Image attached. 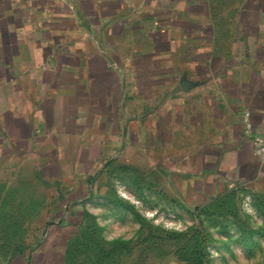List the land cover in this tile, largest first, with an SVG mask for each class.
<instances>
[{
  "label": "crops",
  "instance_id": "crops-1",
  "mask_svg": "<svg viewBox=\"0 0 264 264\" xmlns=\"http://www.w3.org/2000/svg\"><path fill=\"white\" fill-rule=\"evenodd\" d=\"M246 110L264 134V0H0V167L31 166L63 214L6 264H68L116 166L264 196Z\"/></svg>",
  "mask_w": 264,
  "mask_h": 264
},
{
  "label": "rangeland",
  "instance_id": "rangeland-1",
  "mask_svg": "<svg viewBox=\"0 0 264 264\" xmlns=\"http://www.w3.org/2000/svg\"><path fill=\"white\" fill-rule=\"evenodd\" d=\"M156 182L116 166L68 264H264V196L238 188L188 200ZM54 193L31 166L0 167V264L60 220Z\"/></svg>",
  "mask_w": 264,
  "mask_h": 264
},
{
  "label": "built area",
  "instance_id": "built-area-1",
  "mask_svg": "<svg viewBox=\"0 0 264 264\" xmlns=\"http://www.w3.org/2000/svg\"><path fill=\"white\" fill-rule=\"evenodd\" d=\"M243 123L246 132L253 140L254 151L256 155L259 156V158L264 162V134L254 130L251 120V113L247 110L243 113Z\"/></svg>",
  "mask_w": 264,
  "mask_h": 264
},
{
  "label": "trees",
  "instance_id": "trees-1",
  "mask_svg": "<svg viewBox=\"0 0 264 264\" xmlns=\"http://www.w3.org/2000/svg\"><path fill=\"white\" fill-rule=\"evenodd\" d=\"M86 216H87V213L85 214V218H86ZM82 226H83V224L81 225V227L78 229V231L76 233L77 237L71 242L70 247H69V252L72 251L75 248V245H77V244H85L86 245L87 241H86V237H84V235H83L84 231H83ZM22 252H24V250L20 251L18 253H22Z\"/></svg>",
  "mask_w": 264,
  "mask_h": 264
}]
</instances>
